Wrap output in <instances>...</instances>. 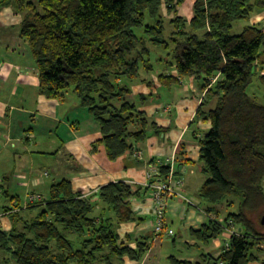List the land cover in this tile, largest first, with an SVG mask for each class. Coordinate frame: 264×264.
<instances>
[{
  "label": "trees",
  "instance_id": "16d2710c",
  "mask_svg": "<svg viewBox=\"0 0 264 264\" xmlns=\"http://www.w3.org/2000/svg\"><path fill=\"white\" fill-rule=\"evenodd\" d=\"M24 16L21 36L28 42L40 78V92L62 99L73 91L100 125L109 159L116 160L150 132L166 129L126 100L137 81L151 83L157 72L153 49L163 50L161 66H175L178 76L159 73L163 84L180 77L201 79L217 96L216 108L197 116L211 121L200 141L204 183L200 197L211 214L224 204V220L209 218L195 237L210 242L232 235L219 256L203 254L182 264H249L259 260L264 243V99L249 93L264 82V24L251 19L264 11V0H196L192 18L178 14L185 0H11ZM176 15L168 19L163 8ZM249 21L241 33L235 22ZM179 157H177V160ZM170 165L161 167L165 179ZM125 181L101 187L99 199L75 192L70 179L51 185L45 202L29 205L33 217L6 206L12 227L0 229V251L17 264H115L125 256L141 260L150 248L120 241L121 223L137 219L131 198L138 195ZM149 189V187H148ZM216 213V212H215ZM218 213V212H217ZM216 215L219 217V214ZM73 235V236H71ZM8 258H0V264Z\"/></svg>",
  "mask_w": 264,
  "mask_h": 264
},
{
  "label": "crops",
  "instance_id": "0c3cea01",
  "mask_svg": "<svg viewBox=\"0 0 264 264\" xmlns=\"http://www.w3.org/2000/svg\"><path fill=\"white\" fill-rule=\"evenodd\" d=\"M195 1L188 4L185 0L178 14L192 18ZM11 2L0 0V198L7 197L15 207L21 205L24 215L33 217L41 208L26 209L29 194L46 196L51 185L62 179H70L75 192L94 200L99 199L102 186L125 181L134 191L142 188L131 198L137 219L120 224V241L133 248L148 242L150 248L141 260L125 256L115 264H182L184 260L199 261L207 253L219 256L231 237L228 230L210 242L199 240L193 231L201 230L209 220L207 208L211 206L204 204L199 188L206 179L200 141L212 124L197 113L200 108L205 113L216 108L218 97L210 96L209 89L223 76L218 74L208 87L196 76L180 77L179 82L168 85L159 80V73L178 76V71L175 66H161L150 75L151 83L134 82L126 100L166 131H151L145 142L135 143L132 150L111 160L104 144L95 146L102 138L99 123L73 91L62 99L40 92L31 48L20 33L24 16ZM163 11L168 19L176 15L166 6ZM258 22H264V11L253 18V23ZM173 156L175 160L179 157L175 165L183 184L180 195L170 204L168 216L175 234L169 236L154 230L152 195L147 185L164 179L161 167ZM45 188L46 194L42 191ZM223 210L227 214L224 204L211 214L218 212L224 220ZM5 212L6 206L0 211V229L10 230L12 222ZM259 247L263 249L260 259L249 264H264V243Z\"/></svg>",
  "mask_w": 264,
  "mask_h": 264
},
{
  "label": "built area",
  "instance_id": "2783aa9c",
  "mask_svg": "<svg viewBox=\"0 0 264 264\" xmlns=\"http://www.w3.org/2000/svg\"><path fill=\"white\" fill-rule=\"evenodd\" d=\"M3 71V66L0 64V73ZM169 164L171 166L168 176L157 182L148 184L147 186L151 190L152 204H153V214L155 217L154 230L157 234H168L173 236L175 230L170 225L169 220V210L172 199L177 195H180V187L183 184V180L177 177V169L175 165V157L169 159ZM0 194H1V180H0ZM188 199V198H187ZM46 196L41 193H31L27 197L25 207L37 202H45ZM17 210V209H16ZM8 214L9 212H5ZM209 217L213 219L221 220L217 215L210 214ZM230 236L232 235H242L241 230L231 222L230 226L226 228Z\"/></svg>",
  "mask_w": 264,
  "mask_h": 264
},
{
  "label": "rangeland",
  "instance_id": "374dc122",
  "mask_svg": "<svg viewBox=\"0 0 264 264\" xmlns=\"http://www.w3.org/2000/svg\"><path fill=\"white\" fill-rule=\"evenodd\" d=\"M187 3L189 4L190 3V0H187ZM256 16V15H255ZM254 16V17H255ZM253 17V18H254ZM253 18L251 19L250 22L253 23ZM249 21L247 20H239L237 22H235L234 24V28H233V31L235 33H240L243 31V28L246 24H248ZM264 23V22H263ZM158 57H167L166 56V52L165 51H161V50H158V49H153V60L155 61V64H156V67L160 70L161 68V65H160V62H158ZM259 69H260V72L261 73H264V64H260L259 66ZM249 93L251 94H256L259 96L260 99H264V82L260 79H257L255 81V83H253L250 87H249ZM73 94L75 95V93L73 92ZM45 194L48 193V189L45 188L42 190ZM203 201V200H202ZM204 204H206V201H203ZM12 202L10 201V199H8L7 197H1L0 198V211H4V206H9L11 205ZM223 215H226V211L223 210L222 211ZM2 224V223H1ZM178 233V231H177ZM73 236V235H71ZM176 253V252H175ZM3 257H6L8 258V263H5V264H17L15 262V260L13 259L12 255L11 254H3L1 251H0V258H3Z\"/></svg>",
  "mask_w": 264,
  "mask_h": 264
},
{
  "label": "water",
  "instance_id": "95a60500",
  "mask_svg": "<svg viewBox=\"0 0 264 264\" xmlns=\"http://www.w3.org/2000/svg\"><path fill=\"white\" fill-rule=\"evenodd\" d=\"M262 223L264 224V217H263V219H262Z\"/></svg>",
  "mask_w": 264,
  "mask_h": 264
}]
</instances>
